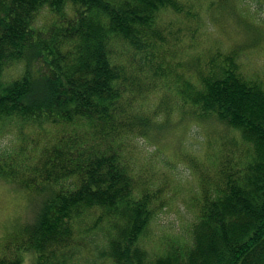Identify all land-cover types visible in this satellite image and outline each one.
<instances>
[{
	"label": "trees",
	"instance_id": "1",
	"mask_svg": "<svg viewBox=\"0 0 264 264\" xmlns=\"http://www.w3.org/2000/svg\"><path fill=\"white\" fill-rule=\"evenodd\" d=\"M221 1L233 13L241 0ZM198 2L0 0V131L15 133L0 145V181L31 209L0 264L30 253L37 264H264V77L243 72L239 44L185 59ZM171 13L190 43L159 22ZM174 116L206 133L184 157L197 220L189 239L150 253L169 177L138 145L158 143Z\"/></svg>",
	"mask_w": 264,
	"mask_h": 264
},
{
	"label": "rangeland",
	"instance_id": "2",
	"mask_svg": "<svg viewBox=\"0 0 264 264\" xmlns=\"http://www.w3.org/2000/svg\"><path fill=\"white\" fill-rule=\"evenodd\" d=\"M226 9L220 0L198 2V8L195 9L200 19L195 38L197 47L191 48L185 59H191L194 53L206 58L217 46L223 53H227L236 44H241L236 48L243 49L239 59L243 72L250 76L264 77V0H241L233 13ZM49 17L51 18V14L44 11L37 24H45ZM184 20L183 16L171 13L162 15L159 22L161 25L172 24L177 30L183 28L180 38L190 43L192 38L184 26ZM177 49L180 52L179 47ZM21 71L22 67L7 72L5 81L16 77ZM177 116L173 117L174 122H177ZM176 122L166 129L164 137L158 143L148 144L140 139L138 145L142 156L147 158L148 162L158 165L169 177L165 193L168 198L167 207L159 213L146 242V249L150 253H155L171 238L181 241L189 239L192 225L197 220L193 196L198 188V180L184 157L186 153L197 156L201 154L206 142V133L203 127ZM14 134L10 131L5 134L0 131V145H10ZM180 147L184 149L181 150ZM29 202L30 197L25 190L0 181V254L2 252V255H6L4 247L10 238L9 235L29 220ZM87 262L90 263L91 259L88 258ZM23 264H37V255H25Z\"/></svg>",
	"mask_w": 264,
	"mask_h": 264
}]
</instances>
